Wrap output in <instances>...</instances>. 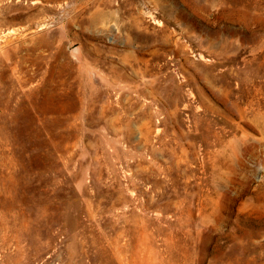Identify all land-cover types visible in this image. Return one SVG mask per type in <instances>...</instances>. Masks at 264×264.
<instances>
[{"label": "rangeland", "instance_id": "1", "mask_svg": "<svg viewBox=\"0 0 264 264\" xmlns=\"http://www.w3.org/2000/svg\"><path fill=\"white\" fill-rule=\"evenodd\" d=\"M0 264H264V0H0Z\"/></svg>", "mask_w": 264, "mask_h": 264}]
</instances>
